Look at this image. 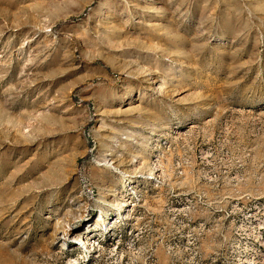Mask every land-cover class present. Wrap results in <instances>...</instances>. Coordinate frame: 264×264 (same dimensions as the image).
<instances>
[{"label":"rangeland","instance_id":"374dc122","mask_svg":"<svg viewBox=\"0 0 264 264\" xmlns=\"http://www.w3.org/2000/svg\"><path fill=\"white\" fill-rule=\"evenodd\" d=\"M259 214L264 0H0V264H264Z\"/></svg>","mask_w":264,"mask_h":264},{"label":"bare ground","instance_id":"6f19581e","mask_svg":"<svg viewBox=\"0 0 264 264\" xmlns=\"http://www.w3.org/2000/svg\"><path fill=\"white\" fill-rule=\"evenodd\" d=\"M158 174H159V169L158 168H155L154 170H152L150 173H149V178H155V177H158ZM132 182L133 180L132 179H127V183L129 184V186L126 185L125 187V191L127 190H130L133 186H132ZM124 205L123 206H126L127 204H130V202L127 200L124 199ZM134 205V203H132V206ZM102 221L103 224L105 223L104 222V217L103 215L101 214V212L96 216V219H95V224L94 223H90L89 225H85L83 227H80L78 226L77 228H74V231H76V233H81L82 234V237L78 236V235H75V239H72V240H69V243L71 245H77L80 249L84 251H87V252H92L91 250V247H93L94 245V248L98 247V243H94L93 239L90 237V232L92 230H94L98 224V222ZM258 224V223H257ZM56 225V224H55ZM54 225V228H53V231L51 233V235L53 236V239L55 238H58L60 237V239H63V241L65 242V236H66V233H65V230L64 231H59L57 226ZM258 226V225H257ZM110 227V225L108 226V228ZM259 227V226H258ZM261 227V226H260ZM81 228V231H78V229ZM107 227H104V230L108 231L109 232V229ZM257 228V227H256ZM241 229V228H240ZM254 229V228H253ZM103 230V229H102ZM239 231V230H238ZM240 234V233H239ZM254 234V233H253ZM259 234V233H258ZM84 236V237H83ZM248 236V235H247ZM244 238V237H243ZM252 238V237H251ZM259 238V237H258ZM253 240V239H252ZM255 240V239H254ZM53 241V240H52ZM240 241V240H239ZM262 241V240H261ZM258 243V242H257ZM240 244V243H239ZM261 244V243H260ZM264 244V243H263ZM70 245V246H71ZM247 245V244H246ZM261 246V245H260ZM87 249V250H86ZM112 249V248H111ZM239 249V247H238ZM255 249V248H254ZM242 250V248H241ZM252 250V249H251ZM96 251V250H95ZM112 251H114L112 249ZM234 251V250H233ZM231 251V252H233ZM253 251V250H252ZM238 252V251H237ZM241 252V251H240ZM255 252V251H254ZM245 253V252H244ZM253 253V252H252ZM263 253V252H262ZM79 255H77V258L76 259H82L84 256L82 255V253H78ZM248 254V253H247ZM239 256V255H238ZM244 256V255H243ZM246 257V256H245ZM252 257V256H251ZM236 258V257H235ZM239 258V257H238ZM241 258V257H240ZM248 258V257H246ZM250 258V256H249ZM258 259V258H257ZM256 259V260H257ZM260 259V258H259ZM234 260V259H233ZM246 260V259H245ZM262 260V258H261ZM264 260V259H263ZM239 261V260H238ZM251 261V260H250ZM233 262V261H232ZM263 262V261H261ZM69 264H76L75 262L73 261H68ZM252 263V262H251ZM250 263V264H251ZM255 263V262H254ZM79 264V263H77ZM233 264V263H232ZM237 264V262H236ZM243 264V263H242ZM258 264V262H257ZM261 264V263H260Z\"/></svg>","mask_w":264,"mask_h":264},{"label":"built area","instance_id":"2783aa9c","mask_svg":"<svg viewBox=\"0 0 264 264\" xmlns=\"http://www.w3.org/2000/svg\"><path fill=\"white\" fill-rule=\"evenodd\" d=\"M261 219H264V214H259L254 218V220H261ZM226 259H227V256H226ZM208 264H224V263L217 258H212Z\"/></svg>","mask_w":264,"mask_h":264}]
</instances>
